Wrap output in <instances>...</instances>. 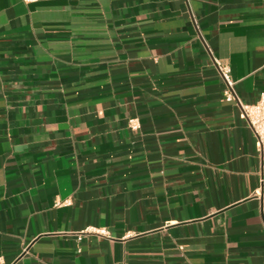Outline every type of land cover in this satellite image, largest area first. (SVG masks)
<instances>
[{"label": "crops", "instance_id": "crops-1", "mask_svg": "<svg viewBox=\"0 0 264 264\" xmlns=\"http://www.w3.org/2000/svg\"><path fill=\"white\" fill-rule=\"evenodd\" d=\"M216 59L256 102L264 0H0V264H264Z\"/></svg>", "mask_w": 264, "mask_h": 264}, {"label": "built area", "instance_id": "built-area-1", "mask_svg": "<svg viewBox=\"0 0 264 264\" xmlns=\"http://www.w3.org/2000/svg\"><path fill=\"white\" fill-rule=\"evenodd\" d=\"M215 62L225 84L223 90L224 99L238 104L241 117L246 120L254 133L256 148L261 159L259 195L264 203V92L260 94L259 99L254 103L242 102L236 91L235 81L231 78L230 66L217 59ZM131 122L133 121L131 120ZM132 126L135 127L134 124Z\"/></svg>", "mask_w": 264, "mask_h": 264}]
</instances>
